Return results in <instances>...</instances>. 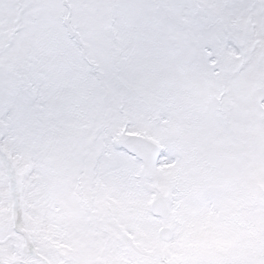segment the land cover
Masks as SVG:
<instances>
[{
  "label": "snow or ice",
  "instance_id": "1",
  "mask_svg": "<svg viewBox=\"0 0 264 264\" xmlns=\"http://www.w3.org/2000/svg\"><path fill=\"white\" fill-rule=\"evenodd\" d=\"M0 264H264V0H0Z\"/></svg>",
  "mask_w": 264,
  "mask_h": 264
}]
</instances>
